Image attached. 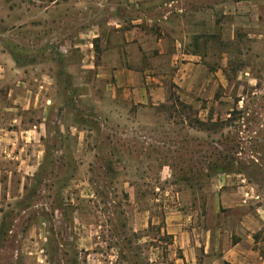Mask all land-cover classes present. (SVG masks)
I'll use <instances>...</instances> for the list:
<instances>
[{
	"label": "rangeland",
	"instance_id": "rangeland-1",
	"mask_svg": "<svg viewBox=\"0 0 264 264\" xmlns=\"http://www.w3.org/2000/svg\"><path fill=\"white\" fill-rule=\"evenodd\" d=\"M201 7L203 67L194 100L169 82L165 103L135 104L103 68L118 64L119 48L133 55L109 15L137 16V7L0 0V62L30 64L14 69L12 82L23 77L40 91L45 110L30 116L41 124L29 149L37 168L7 209L0 264H20L13 256L178 264L174 256L184 255L167 233L168 218L231 226L217 205L219 181L250 187L264 209V0ZM33 226L38 234H25ZM258 237L264 251V233ZM199 256L210 255L201 249Z\"/></svg>",
	"mask_w": 264,
	"mask_h": 264
},
{
	"label": "crops",
	"instance_id": "crops-1",
	"mask_svg": "<svg viewBox=\"0 0 264 264\" xmlns=\"http://www.w3.org/2000/svg\"><path fill=\"white\" fill-rule=\"evenodd\" d=\"M206 0H124L130 12L109 15L115 28L125 36L127 47L118 51V64L104 65L111 70L115 87L123 90L135 104H160L168 100L167 84L176 85L186 102H192L191 90L198 84L202 64L199 51L202 39L197 32L205 19L201 5ZM120 12V11H119ZM195 24L192 25V23ZM15 60V59H14ZM0 62V235L5 229L7 209L23 198L25 181L37 165L29 155L30 143L40 135V123L30 116L43 113V94L33 93L22 77L16 86L11 75L18 65L15 60ZM164 63V65L162 64ZM167 65L174 69L165 71ZM109 63V62H108ZM24 74V73H22ZM16 88V89H15ZM20 89L21 91H19ZM41 107V108H39ZM44 107V105H43ZM40 140V138H39ZM36 165V166H35ZM18 180V181H17ZM17 182L18 187L15 188ZM241 182L219 181L217 205L227 210L231 226L204 228L185 216L174 222L168 218L166 230L184 256H174L178 264H264V251L259 235L264 233V209L256 204L253 190ZM226 216V215H225ZM224 225V224H223ZM37 229V230H36ZM10 234L13 230L10 228ZM25 234H38L30 227ZM26 236V235H25ZM25 236L23 238H25ZM26 240V239H25ZM201 249L210 256H199ZM15 257V259H14ZM47 256H13L20 264H46Z\"/></svg>",
	"mask_w": 264,
	"mask_h": 264
}]
</instances>
